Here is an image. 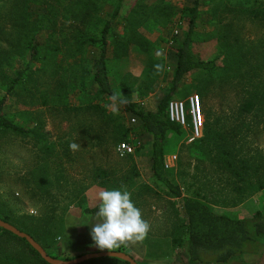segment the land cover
I'll return each mask as SVG.
<instances>
[{
  "label": "rangeland",
  "instance_id": "1",
  "mask_svg": "<svg viewBox=\"0 0 264 264\" xmlns=\"http://www.w3.org/2000/svg\"><path fill=\"white\" fill-rule=\"evenodd\" d=\"M47 1L32 0L31 16L24 18L13 9L16 0H0V99L4 97V113L32 131L29 136L0 131V213L13 216L9 220L19 228L23 221L30 220L28 217L36 219L32 222H48L46 229L53 233L47 246L49 255L70 261L105 251L95 247L90 237L95 215L84 214L86 208L98 207L97 195L101 190H128L153 236L174 229L173 224H182V218L179 215L177 221L174 213V210L179 213L178 209L181 212L180 202H172L175 200L165 194V187L156 184L151 176V137L117 102L99 101L95 97L90 74L86 83L80 85L84 70L92 72L99 51L96 47L78 45L80 41L72 36L78 30L98 38L102 23L109 20L117 0L95 1L98 10L84 26L74 21L77 19H65L68 15L60 9L45 10L48 6H66L67 0ZM194 3L195 0L124 1L112 22L115 37L109 40L106 52L108 79L121 100L146 112L156 110L169 91L176 63L175 48L186 31L179 22L180 15ZM198 13L191 52L198 59L214 61L222 73L220 79L209 84L206 76L194 72L179 84L171 101L184 104L186 124L181 136L168 138L165 168L184 197H202L214 203L223 199L222 186L237 179H225L226 174L215 173L210 161L197 160L199 152L215 154L222 143L243 147L247 153L250 149L248 155L257 163V154H264V112H257L256 107L252 112H242L246 99L256 97L257 102L263 101L255 94L264 86V2L198 0ZM223 23L231 24L228 46L219 42ZM34 36L39 43L46 44L43 51L49 60L43 54L31 63L21 84L8 94L15 73L24 70L29 62L26 46ZM238 43L255 50V58L263 64L261 71L255 70L257 64L249 74L248 65L235 51ZM154 65H161V69L157 71ZM237 70L243 78H231ZM73 76L82 88L71 91L57 87L62 79L69 87ZM223 77L229 79L230 85L220 88L218 82ZM56 96L64 98L69 110H54L52 99ZM195 96L199 98L203 117L198 137L192 132L189 102ZM73 142L80 145L79 150H70L69 144ZM121 144L134 148V153L120 155ZM44 164L47 179L54 183L49 189L37 184V167ZM97 169L99 174L94 176ZM106 179H111L112 184L100 186ZM124 179L129 184H123ZM247 190L249 194L252 192L250 188ZM243 205L245 209L243 206L224 210L214 206V210L241 218L264 213V190L254 192ZM260 243L258 253L241 257L240 261L264 264V237ZM126 244L124 253L139 264H148L149 259L142 257L145 253L142 242ZM180 250L175 264L187 263L185 251Z\"/></svg>",
  "mask_w": 264,
  "mask_h": 264
},
{
  "label": "trees",
  "instance_id": "2",
  "mask_svg": "<svg viewBox=\"0 0 264 264\" xmlns=\"http://www.w3.org/2000/svg\"><path fill=\"white\" fill-rule=\"evenodd\" d=\"M45 1V0H44ZM49 1V0H48ZM47 1V2H48ZM97 0H67V5L60 8L54 6L45 7L48 12H54L56 9H60L63 13H66L68 17L65 19H77L74 21L79 22V25L86 24L87 19L94 17L95 12L98 10V6L95 4ZM100 1V0H99ZM125 0H117L114 4L113 10L109 15V20L102 23L99 31V37L95 38L88 36L83 31L77 30L72 36L77 39L78 45H89L96 47L99 51L98 58L92 63V72L84 70L85 76L80 78L82 81L80 85L86 83V76L91 75V80L94 85V94L99 101L111 99L121 105L126 113H129L138 122L142 131L151 137V172L153 180L156 184H161L169 194L171 199L180 202V209L178 212L174 210L176 220H180L179 215L182 218V224H173L174 228V240L173 244L183 249L186 253L187 259L191 264H228L231 261L238 260L244 255L256 254L260 251L261 238L264 237V213L257 212L251 218H243L236 220L224 215L217 214L214 211V206L220 209H233L244 204L254 192L264 190V154L258 153L257 160L248 155L251 153L250 149L247 152H243L242 148H236L227 146L220 143L216 148V153H202L199 152L197 160L210 161L214 167L215 173L218 175H225V179H237V182L226 184L222 186V200H217L214 203L208 202L202 197H184L180 188L175 185L168 175V170L165 168V154L166 144L170 135L181 136L183 133V127L171 122L167 112L168 103L175 95L179 84L189 74L197 72L207 77L210 81L220 79L222 70L220 66L214 61L202 60L196 58L191 52V44L194 38V32L197 27L198 20V0L190 8L183 9L179 22L186 28L183 41H181L175 48V69L173 72L171 85L169 91L157 105L155 111L146 112L140 109L136 104L131 102H125L121 100L112 90L110 81L108 79L107 57L106 52L109 46V40L115 36L112 33V22L118 17L122 5ZM255 2H264V0H253ZM32 0H16L13 5V9L20 11L24 18L31 16L29 13V7ZM79 5L82 8L77 7ZM18 14V13H17ZM19 15V14H18ZM67 19V20H68ZM45 19L43 18V21ZM224 27L222 36L219 38V42L225 43L227 46L229 40L232 37L231 24L223 23ZM44 28L41 25V28ZM34 33L38 31H33ZM72 38V40H74ZM114 40V39H113ZM76 42V41H75ZM76 42V43H77ZM224 44V46H225ZM45 45L38 42L37 37H32L27 43V50L29 52V62L24 70L15 73V79L11 81V86L8 88L7 93L10 94L14 91L16 86L21 84L22 79L26 76V72L31 63L38 61L42 58ZM231 47V46H229ZM235 51L239 55V58L243 63H246L249 67V74L252 71L254 65L256 71H261L262 63L255 56V50L250 46H245L242 43H238ZM44 57L49 60V56L45 53ZM241 76L240 70H237L233 79H239ZM243 78V77H242ZM58 81L57 87L61 90L66 88L71 91L76 90L78 87L82 88L78 83V78L73 76L69 87L65 83ZM228 78H221L218 82L220 88L228 83ZM230 85V84H229ZM256 93L263 99L261 103L256 101L255 98L246 99L242 107V112H252L256 107L257 112H264L262 106H264V86ZM54 110H69L63 103L64 98L60 96L53 97L52 99ZM4 97L0 99V131L10 132L18 135L29 136L32 131L18 125L14 117L7 115L3 111ZM96 106L92 107L95 108ZM80 109V108H79ZM96 108L95 110H98ZM256 112V113H257ZM198 142L203 143V140ZM240 143V140L238 141ZM211 158V159H209ZM38 181L37 184H43L42 188H52L54 183L52 179H47V168L44 165H38ZM100 169L95 170V175L99 174ZM217 175V176H218ZM220 179V178H219ZM222 179V176H221ZM35 180V179H33ZM128 179H124L123 184H129ZM100 186H107L111 183V179H106L99 183ZM115 187L117 185L113 184ZM233 187V188H232ZM248 188L252 189V192L248 193ZM257 188L256 191H253ZM225 192V193H224ZM236 192V193H235ZM220 193V194H221ZM232 193V194H229ZM168 196V195H167ZM179 200V201H178ZM174 207V205H171ZM0 210L1 206H0ZM98 211V207L94 209H85L84 214H94ZM178 214V215H177ZM13 217L9 213L6 215L0 213V220L16 227L19 231L29 235L34 241H36L51 257L48 253L47 246L51 243L50 237L53 233L50 229H46L49 225L48 222L39 220L32 222L31 217H28L27 221L21 223L19 228L10 222V218ZM175 220V221H176ZM47 221V220H46ZM26 222V223H25ZM51 228V226H50ZM39 238L42 240L40 241ZM107 251V250H105ZM104 251V252H105ZM118 252L124 251L123 244L117 248ZM124 253V252H123ZM151 256V255H150ZM52 258V257H51ZM148 259L151 257L147 256ZM134 259V258H133ZM69 261V260H67ZM0 264H48L39 254L24 240L16 237L8 231L0 229ZM83 264H128L114 258H100L87 261ZM139 264V263H137Z\"/></svg>",
  "mask_w": 264,
  "mask_h": 264
},
{
  "label": "clouds",
  "instance_id": "3",
  "mask_svg": "<svg viewBox=\"0 0 264 264\" xmlns=\"http://www.w3.org/2000/svg\"><path fill=\"white\" fill-rule=\"evenodd\" d=\"M157 71L161 65H154ZM72 151L80 145L69 144ZM97 199L98 211L90 225V237L95 247L111 252L125 243L142 241L150 229L149 223L142 218L139 208L131 199V193L123 188L101 190Z\"/></svg>",
  "mask_w": 264,
  "mask_h": 264
},
{
  "label": "crops",
  "instance_id": "4",
  "mask_svg": "<svg viewBox=\"0 0 264 264\" xmlns=\"http://www.w3.org/2000/svg\"><path fill=\"white\" fill-rule=\"evenodd\" d=\"M151 176H152V174H151ZM243 206L244 205H241L237 208H242ZM245 208L246 207L244 206L242 209H245ZM152 209L154 210V208H152ZM217 214L224 215V216H227L230 218H234L236 220L243 219L239 216L233 217V215H231L230 213H217ZM244 219H245V217H244ZM173 234H174V229L172 227H171V230L161 231V233H158V235H156V236H153V234L147 232L144 239L142 241H140V243L142 242V244H143L142 249L145 251V253L142 255V257L146 259L147 256H149V257L152 256V258L148 260V264H175L174 260L176 259V256H177L176 253L180 249L177 248L173 244V240L175 238ZM123 246L126 247L127 244L125 243V244H123ZM244 256L247 257L249 255L246 254ZM186 262L187 263H184V264H191V263H189L188 259H186ZM176 264H180V263H176ZM228 264H246V263L244 261L242 262V261H240V259H238V260L231 261ZM253 264H258V263H253Z\"/></svg>",
  "mask_w": 264,
  "mask_h": 264
},
{
  "label": "water",
  "instance_id": "5",
  "mask_svg": "<svg viewBox=\"0 0 264 264\" xmlns=\"http://www.w3.org/2000/svg\"><path fill=\"white\" fill-rule=\"evenodd\" d=\"M0 229L8 231L20 239H24L48 264H83L87 261L93 259H100V258H114L126 262L128 264H137V262L131 256H129L126 253L118 252V251H111V252L105 251V252L86 254L84 256H81L77 259L70 261L56 260L54 258L49 257L45 252V250L36 241H34V239H32L29 235L19 231L14 226L0 220Z\"/></svg>",
  "mask_w": 264,
  "mask_h": 264
},
{
  "label": "built area",
  "instance_id": "6",
  "mask_svg": "<svg viewBox=\"0 0 264 264\" xmlns=\"http://www.w3.org/2000/svg\"><path fill=\"white\" fill-rule=\"evenodd\" d=\"M189 102H190V115L192 118V132L195 135V137H198L203 126V117L201 114L199 98L197 96L191 97ZM167 112L171 122H174L180 125L181 127L185 126L186 116H185L184 104L182 102L170 101L167 106ZM134 122L135 120L133 119L132 123ZM118 152L122 156L132 155L134 153V148L126 144H121L118 148Z\"/></svg>",
  "mask_w": 264,
  "mask_h": 264
}]
</instances>
